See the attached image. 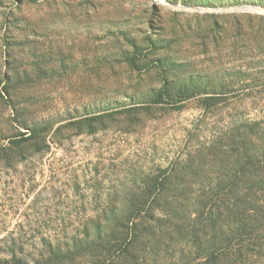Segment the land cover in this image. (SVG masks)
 Returning a JSON list of instances; mask_svg holds the SVG:
<instances>
[{
    "label": "rangeland",
    "instance_id": "1",
    "mask_svg": "<svg viewBox=\"0 0 264 264\" xmlns=\"http://www.w3.org/2000/svg\"><path fill=\"white\" fill-rule=\"evenodd\" d=\"M258 8L264 0H0V93L7 89L12 100L0 96V143L30 121L54 130L116 104L150 102L164 82L198 76L210 89L227 84L235 97L201 139L238 114L264 118ZM201 113L195 98L128 131L109 121L68 128L43 154L0 165V247L77 228L98 200L165 166Z\"/></svg>",
    "mask_w": 264,
    "mask_h": 264
},
{
    "label": "trees",
    "instance_id": "2",
    "mask_svg": "<svg viewBox=\"0 0 264 264\" xmlns=\"http://www.w3.org/2000/svg\"><path fill=\"white\" fill-rule=\"evenodd\" d=\"M205 83L199 76L164 82L150 102L116 104L54 130L45 120L30 121L24 134L2 138L0 165L8 167L43 154L68 128L109 121L128 131L156 111L180 112L195 98L202 111L165 166L98 200V211L80 216L77 228L44 232L37 245L3 243L0 264H264V118L238 114L201 139L203 127L235 99L227 84ZM0 96L12 104L7 89Z\"/></svg>",
    "mask_w": 264,
    "mask_h": 264
},
{
    "label": "water",
    "instance_id": "3",
    "mask_svg": "<svg viewBox=\"0 0 264 264\" xmlns=\"http://www.w3.org/2000/svg\"><path fill=\"white\" fill-rule=\"evenodd\" d=\"M160 1H162V0H160ZM177 9H178V8H177ZM180 9H181V10L192 11V12L194 11V9H192V8H180ZM258 10L264 13V9H262V8H258Z\"/></svg>",
    "mask_w": 264,
    "mask_h": 264
}]
</instances>
